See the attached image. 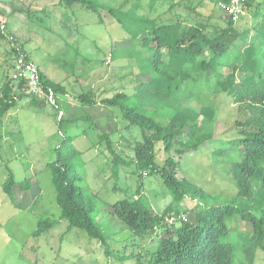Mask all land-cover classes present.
<instances>
[{
  "label": "rangeland",
  "instance_id": "rangeland-1",
  "mask_svg": "<svg viewBox=\"0 0 264 264\" xmlns=\"http://www.w3.org/2000/svg\"><path fill=\"white\" fill-rule=\"evenodd\" d=\"M94 1L156 19L161 25L178 19L188 24L209 18L221 24L226 21L217 0ZM249 5L237 22L242 29L253 27L259 20L251 17ZM0 16L6 25L5 37L0 36V87L10 78L13 81V43L9 40L13 36L38 64L45 79L62 84L66 90L59 93L58 108L43 101L34 104L25 95L0 121V264H150L159 238L175 232L180 222L178 219L168 230L156 229V236L139 237L113 213V205L125 196L141 199L157 213L175 207L171 191L159 176L136 171L135 147L143 145L140 129L126 126L118 109L102 102L117 92L133 94L147 79L140 73L137 58L127 52L132 44L129 32L105 9L94 11L80 3L66 7L60 0H0ZM254 34L252 30L243 47L254 40ZM139 48L138 41L133 52ZM82 94H88L96 104L80 102ZM204 100L217 110L213 126L217 128L218 121V132L227 130L222 135L225 140L238 134L236 119L245 122L259 116L255 108H237L227 94ZM187 103L196 108L202 105L196 99H187ZM59 109L64 112L63 120L58 116ZM167 113L157 119L166 124L170 117ZM103 133L109 134L115 153L129 163H121L117 174L116 154L100 138ZM70 135L76 136L70 147L81 151L74 160L81 176L79 184L95 204L94 215L107 244L78 227L68 229L66 219L40 236L33 235L40 220L58 219L61 214L49 163L57 158V147ZM218 143L207 142L195 153L183 155L178 175L200 185L222 204L237 194L238 187L228 168L229 158H216ZM67 149L63 147L62 151ZM156 151L157 160L163 163L168 154L162 143H157ZM10 170L16 180L13 200L4 191ZM26 179L33 182L30 191L19 188ZM140 185L141 196L136 193ZM193 204L189 198L182 201L179 214V218L185 214L184 221L191 224H195ZM240 227L247 230L243 223ZM231 236L235 241L237 235ZM254 264H264L262 250L256 253Z\"/></svg>",
  "mask_w": 264,
  "mask_h": 264
},
{
  "label": "trees",
  "instance_id": "trees-1",
  "mask_svg": "<svg viewBox=\"0 0 264 264\" xmlns=\"http://www.w3.org/2000/svg\"><path fill=\"white\" fill-rule=\"evenodd\" d=\"M76 3L94 11L107 10L131 36L132 44L127 52L137 58L140 73L146 74L147 79L139 83L133 94L117 92L102 102L118 109L126 126L140 129L143 145L135 147L136 171L159 176L171 191L175 204L157 213L141 199L125 196L113 205V213L134 235L156 236L157 228L168 230L167 212L179 217L182 201L189 198L194 203L195 224L179 218L180 225L174 226L175 232L159 238V247L150 264H254L258 250L264 252V0H247L246 4L252 7L251 17L259 20L253 27L244 29L237 25L239 20L234 21L223 11L225 24L209 18L190 24L178 19L161 25L156 19L99 1L60 0L66 7ZM3 22L0 16V25ZM252 30L254 40L243 47ZM0 36L5 37L1 28ZM138 41L140 48L133 52ZM21 51L25 53L22 46ZM12 53L13 57L17 54L14 47ZM230 66L235 69L230 71ZM226 67L228 72L224 70ZM41 74L44 82L57 93H66L62 84L45 79L42 70ZM10 79L0 87V121L26 95L16 90ZM218 94H227L237 108L246 105L259 113L257 118L250 117L245 122L236 119L238 134L230 140L222 138L227 130L218 132V121L217 128L213 126L217 110L204 102L205 98H215ZM30 97L34 104L40 101ZM187 99H196L202 105L196 108L186 104ZM78 100L96 104L88 94L80 95ZM167 112L170 115L167 123L160 122L157 116ZM75 137H65L57 147V158L49 163L61 214L58 219L40 220L33 235L40 236L66 219L68 229L78 227L91 238L107 244L105 232L94 215L95 204L79 184L81 176L74 160L81 151L70 147ZM100 138L116 154L109 134L103 133ZM216 140L220 142L215 148L216 158H229L228 168L238 187L237 194L222 204L216 203L213 195L200 185L178 175L183 155L195 153L205 143ZM159 142L168 154L163 163L156 157ZM63 147L68 149L63 152ZM114 161L117 174L118 166L126 162L118 154ZM15 184L10 170L4 191L12 200ZM32 184L26 179L19 188L30 191ZM141 190L142 185L136 190L140 196ZM241 223L247 230L240 227ZM232 233L237 235L235 241L230 240Z\"/></svg>",
  "mask_w": 264,
  "mask_h": 264
},
{
  "label": "built area",
  "instance_id": "built-area-1",
  "mask_svg": "<svg viewBox=\"0 0 264 264\" xmlns=\"http://www.w3.org/2000/svg\"><path fill=\"white\" fill-rule=\"evenodd\" d=\"M246 2L247 0H217V3L222 11L234 21L239 20L245 12L244 8L246 6ZM0 28L4 33L6 25L1 23ZM9 40L13 43V47L17 51L12 66L14 69V77L12 79L16 90L58 108L59 93L44 82L40 67L32 61L27 54L21 51V45L15 43L16 41L14 37L10 36ZM63 115L64 112L59 109V118L61 119ZM180 218L186 220L187 217L185 214H181ZM178 219L179 217L177 218L174 214H171L166 218L169 225H173Z\"/></svg>",
  "mask_w": 264,
  "mask_h": 264
}]
</instances>
